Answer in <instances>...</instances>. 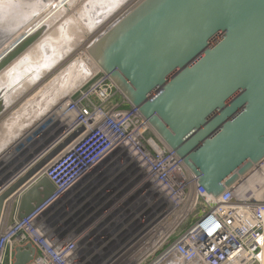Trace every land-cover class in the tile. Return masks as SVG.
Returning a JSON list of instances; mask_svg holds the SVG:
<instances>
[{
    "label": "water",
    "instance_id": "obj_1",
    "mask_svg": "<svg viewBox=\"0 0 264 264\" xmlns=\"http://www.w3.org/2000/svg\"><path fill=\"white\" fill-rule=\"evenodd\" d=\"M110 2L105 13L133 0ZM48 19L0 50V74L48 33ZM86 52L208 196L218 198L264 163V0H139ZM4 110L0 100V118ZM55 154L22 177L23 165L3 177L0 222L9 200L19 199L24 218L53 193L44 178L26 184L58 163ZM99 176L78 203L96 198ZM34 255L30 244L16 248L14 264Z\"/></svg>",
    "mask_w": 264,
    "mask_h": 264
},
{
    "label": "built area",
    "instance_id": "obj_2",
    "mask_svg": "<svg viewBox=\"0 0 264 264\" xmlns=\"http://www.w3.org/2000/svg\"><path fill=\"white\" fill-rule=\"evenodd\" d=\"M127 9L128 5L114 15L109 26ZM90 82L93 85L76 100L82 116L90 115V109L126 114L129 102L101 70L77 91ZM89 99L96 100V106L89 107ZM93 129L84 121L69 136L71 142L81 141ZM149 131L142 119L128 123L125 148L114 157L113 168L108 165L75 187L76 194L63 198L53 191L24 218H18V198L12 200L13 207L7 203L4 214L10 221L0 222V264H14L15 249L28 244L35 249L28 264L264 263V183L245 187L263 164L215 199L197 187L183 162ZM66 159H71L68 151ZM66 163L47 170L51 181L58 183L54 173ZM105 170L113 172L112 183L99 185L96 198L89 194L78 203L75 197L85 194L87 185Z\"/></svg>",
    "mask_w": 264,
    "mask_h": 264
},
{
    "label": "bare ground",
    "instance_id": "obj_3",
    "mask_svg": "<svg viewBox=\"0 0 264 264\" xmlns=\"http://www.w3.org/2000/svg\"><path fill=\"white\" fill-rule=\"evenodd\" d=\"M46 1L47 0H41V5L37 9V11L33 12L34 8L29 9V7L27 9H25V10H28L29 13H31V14L33 12L34 15L32 16L33 17L32 19L27 18L28 20L26 19L27 21H25V22H24L25 18L29 17L30 15L23 17V19H20V21H21L20 25H22L23 28L20 29L19 31L17 30V32H16L17 34H19L20 32L22 33V31H23V33L28 32L35 25H37V22H43V20H46V18H48V17H49V19L47 21H51V20L55 21L56 20V22L59 23L60 19L58 18V16L63 14V13H61V11L63 9H65L64 11H67V9H68L67 7H69V5L71 3H73V2L76 3V1H74V0H61L62 4L60 5V7L56 8V7L51 6L50 0L47 3H46ZM67 1L68 2L70 1V2L68 3ZM87 1H88V5L86 4L85 9L81 10V13H79L78 20H85V19L87 21L89 20V17H88L89 11L88 10H90V4H94L93 3L94 0H87ZM89 1H91V2L89 3ZM98 1H100V0H98ZM5 2H9V1H5ZM22 2H24V1L22 0ZM2 3H4V2H2ZM2 3L0 2L1 5H2ZM28 3H29V1H28ZM57 3H59V2H57ZM53 4H55V1L52 2V5ZM9 6H7V8ZM35 6H36V4H33V5L31 4L30 7H35ZM61 7H63V8L60 9ZM14 8H16V7H14ZM8 10L10 11V9H8ZM11 10H12L11 12L13 14L17 15V12H15L16 11L15 9H11ZM116 10H111L110 12H106L105 16L102 15L103 16L102 18L97 19V18L92 17L94 23H92V21L91 22L89 21L88 29L85 32L88 35L89 34L93 35L97 31L96 26L100 25V27H101L109 18L112 17V15L116 12ZM12 13H10V14H12ZM58 13H60V14L57 16L56 14H58ZM13 14L10 15V17H12L14 19L15 15H13ZM19 14H21L22 16L24 15L23 12H20ZM61 16H59V17L61 18ZM29 18H31V16ZM9 20L12 21V19H8V21ZM8 21H6V22H8ZM20 21H18V24ZM10 24H11V22H10ZM12 24H11V26H13ZM16 24H17V22H16ZM85 24L87 25V23H85ZM93 24H95L96 26H94ZM70 25H71V23H70ZM19 26L16 25L15 27H19ZM59 28L60 27H58L56 29H59ZM68 28L66 29V31L68 30ZM60 30L61 29H59V31ZM70 31H73V30L70 29ZM17 34H14V37L12 36L11 39L9 37L8 42L9 41L11 42L12 40H14L15 37L17 36ZM50 34L52 35L53 33L51 32ZM50 34L44 35L41 38L43 40L39 41L31 50H35V49L37 50V48L42 47L40 45H43V43H42L43 41H46V42L48 41L49 43H51L50 38H52V36ZM62 34H63V32H62ZM54 36L55 35H53V37ZM69 36H70V34H69ZM64 37H63V39H64ZM60 38H61V36H59V40H60ZM61 41L59 43H61ZM66 42H67V40H66ZM70 43L72 45V42H70ZM54 44H57V43H54ZM63 44H65V42ZM61 45H62V43H61ZM57 46H59V45H57ZM5 47H6V44L4 47L0 48V50H3ZM76 48L77 47H75V46L71 47L69 45H66V47H63V49L65 51H62V54L61 53L59 54L60 55L59 58H61V56L63 55L62 59H64L65 61L67 59H69L66 62H68L70 60L72 61V60H75L78 58L79 61L77 64L79 65V68H80V66L83 68L84 73H85L84 76H82V74L79 75V71L78 72H76V71H73V72L72 71H70V72L64 71L63 72L62 71V73L61 72L58 73L57 76L52 77L51 81L53 83L49 84V87H47L48 90L44 91V93H42V95H41L42 100H45L46 98L49 100V97L51 95H54V96L58 95V98L56 97L57 99L53 100V102H51L43 111L37 112L38 111L37 108H38L39 104L38 103H31L32 98L30 97V100H27V102H25L26 108H24V110H22L21 113H18V115H15V116H11V117L9 116L8 118H5L4 121H2L0 123V137H1V140H0V178H1V182L0 183H2V180L4 179L3 177L7 173H11V171L14 170V168L17 165H20V164H21L20 166L23 165V169L21 172V177H22L25 173H27L28 171L33 169L36 165L41 163V161H43L44 158H47L50 154H52L53 151L58 148L59 144L63 142L62 140H64V143H65V141H67L66 138L69 137L72 134V132H74L80 126H82L84 121H87V124L89 126H91L92 129L94 128L93 130H96L95 132H98V134H95V132H90L81 141H77L74 144L68 145V153H69L71 159L60 170H58L57 172L54 173L58 183H54L55 181H51V179L48 177V174H47L48 168L45 166L42 169L38 170L35 174H33L31 179L26 184V186H32L35 181H38V180L44 178L52 186V188L54 189L53 191H55L56 194H58L59 196L63 195V198H64V196L67 193L72 196L73 194H76L77 192H79V189L75 188V187H79L88 178L94 177L96 175V173L101 171L104 167L110 165L113 168L112 162L114 161L113 160L114 157L117 154H119V152L124 150L123 148H125L126 142L124 141L123 136H124V133L126 132L127 124L128 123L132 124V123H134V121H136L138 119L144 120L137 109L131 110L130 112H126V114L116 113L115 115H114L113 111H110L109 113H106L104 115L103 113L99 112L97 109L96 110L90 109V115H88V116L83 115L82 116V112H81V108H80L81 102L72 101V97L75 94V92L84 85L85 80L92 73L94 74V72H97L100 69L97 66V64L91 59V57H89L88 54H86V55L90 59H88L87 56L82 54V53L78 54ZM55 49H56V47H55ZM36 50H35V52H36ZM34 53H32V54H34ZM30 54L31 53L27 54L29 59H26V62L23 61L24 58L22 60L21 59L17 60L15 63L12 64V66H10L11 68L9 67V68H7L6 71H4L5 74H3L4 73L3 72V73H1V75L2 74L3 75H10L13 72L12 70H15V69H16L15 72H17V73H18L19 69L22 71V69L25 68L24 65L27 64V62L31 63L32 61H35V60H32V61L30 60V57H31ZM36 55H38V52ZM40 55H42V54H40ZM73 55H75V56L73 59H71V57ZM32 57H33V55H32ZM32 57H31V59H33ZM34 57H35V55H34ZM35 58H37V57H35ZM48 58H49V56L47 57V59ZM56 58H54L55 61H57ZM39 59H40V57H39ZM39 59H36V61H38ZM52 59H50L51 60L50 62H52ZM45 60H46V58H45ZM59 61H61V60H59ZM39 62H41V61L39 60L38 63L37 62L36 63L39 64ZM36 63H34V64H36ZM34 64H32V65H34ZM51 64L49 65L50 66L49 68H52ZM42 66H43V64H42ZM45 67H47V66H45ZM64 68H66L67 70L69 69L67 66H64ZM20 70H19V72H21ZM45 70L46 69H44V72H42V70H41L42 73L41 72L37 73V74L33 73L35 75H33V74L29 75L28 74L29 78H27L28 80L26 82L29 83V86L35 87V85L43 82L49 76H52L51 73L54 69L50 70V71H48V70L45 71ZM30 73H32V72H30ZM16 74H14V75H16ZM23 74H24V71H23ZM26 75L24 77H26ZM11 76H12V74H11ZM33 76L36 77V82L30 80V77H33ZM18 77L20 78L19 74H18ZM65 77L73 78V80L70 79L71 82H69V81H67L68 79L67 80L64 79ZM5 78L8 79V77H5ZM5 78L3 76L4 81L6 80ZM21 79H22V77H21ZM10 80H12V79H10ZM61 80L62 81L65 80V81L62 82ZM5 82H7V81H5ZM20 82H21V80H18V82H15V83L13 82L14 83L13 87L8 84L9 82L7 83L9 85V87H12L13 93L11 95H9V97L7 99L1 100V102L5 108L4 112L7 111L8 109L10 110L11 108H13V106H15V103L13 102L12 98H14L13 97V96H15L14 92H16L17 89L23 90V88H25V89H27L26 93L28 91H30L28 89L29 86H27V87H26V85H25V87L21 86V85H19ZM3 86H5V85H3ZM5 90H7V89H5ZM1 92H2V90H1ZM10 92H8V94ZM36 95L38 96L39 92L34 94V97ZM52 99H51V101H52ZM39 101H41V100H39ZM10 106H12V107H10ZM72 106H73V108L69 109V107H72ZM130 113H132V117H130ZM125 118H127L126 122L121 124V121ZM144 121L146 122V125L150 128L147 121L146 120H144ZM23 131H25V132L22 133ZM97 154H99L100 158L97 160H94L92 163H90L88 165L87 164L88 160H90L91 158H93ZM115 163H116V161H115ZM2 168H3V170L1 171ZM63 168H65V169H63ZM85 168H87V170L84 172L83 170ZM107 168H109V167H107ZM102 176H104V175H102ZM257 182L261 183V184L264 183V164L260 167L257 176H255V172H254L253 178L247 182L245 187L247 189L252 188V186ZM261 194L264 195V189L262 190ZM258 196H260V194ZM262 264H264V263H262Z\"/></svg>",
    "mask_w": 264,
    "mask_h": 264
},
{
    "label": "rangeland",
    "instance_id": "obj_4",
    "mask_svg": "<svg viewBox=\"0 0 264 264\" xmlns=\"http://www.w3.org/2000/svg\"><path fill=\"white\" fill-rule=\"evenodd\" d=\"M5 1H9V2H5ZM24 2H22V0H0V2L2 3V2H4V3H2V5L0 4V43H1V41H2V39L5 37V35L7 34V33H9V34H12V33H14L16 30H17V27H15L16 25H20L21 24V21H20V19H23V17H26V16H28V15H30L31 16V18H29V17H26L25 18V20H24V22L25 21H27L28 19H32L33 17V12L34 11H37V9L39 8V6L41 5V2H40V0H23ZM28 1H29V3H28ZM74 1H76V3L75 2H73V3H71L70 5H69V7H67L68 8V11H66L65 12V14H64V10L65 9H63L62 11H61V13H63V14H61V15H59L60 13H58V14H56L57 16L59 15V16H61V18L58 16V18L60 19L59 20V23H57L54 27H53V25H54V23L56 22V20L55 21H53V20H51L50 22H51V24H50V26H52V27H50V29H49V31H48V33L50 34L51 32L53 33L51 36H52V38H50L49 40L51 41V43H49L48 41L46 42H44L43 43V45H40V46H42V47H39V48H37V50H36V52H35V50H31V49H29V50H31V52H29V53H31L30 55H31V57H32V55H33V59H31V57H30V59H31V61L32 60H35V61H32L31 63L32 64H34V63H38V61L40 60L41 62H39V64H34V65H32L30 62L28 63L27 62V64H25L24 66H25V68H23L22 69V73L21 72H19V70H18V73L17 72H15V70H12L13 72L11 73L12 74V76H11V74L10 75H3V74H5V72L4 71H6V70H4L2 73V75L4 76V78L5 77H8V79L10 78V79H12V80H8V79H6L5 81H7V82H5L4 81V79H3V76L0 74V100H4V99H7L8 97H9V95H11L12 93H13V90H12V87H13V84L15 83V82H18V80H21V82L19 83V85H21V86H24L25 87V85H26V87L27 86H29V83H27L26 81L28 80L27 78H29V75L30 74H33V73H35V74H37V73H40L41 72V70H42V72H44V69H46L45 71H50V70H53L52 71V73H51V75L52 76H49L47 79H45L43 82H41V83H39V84H37V85H35V87H31V86H29L28 87V89L30 90V91H28L27 93H26V90L27 89H25V88H23V90H18L17 89V91L16 92H14V95L15 96H13L14 98H12L13 99V102L15 103V106H13V108H11L10 110L8 109L7 111H5L4 112V114L1 116V118H0V123L2 122V121H4V119L5 118H8L9 116L11 117V116H15V115H18V113H21L22 112V110H24V108H26V105H25V102H27V100H30V97L32 98L31 100H32V102L31 103H38L39 104V106H38V108H37V112H41V111H43L51 102H53V100H55V99H57L58 98V95L57 96H54V95H51L50 97H49V100L46 98L45 100H42L41 99V95H42V93H44V91H46V90H48V88L47 87H49V84H51V83H53L51 80H52V77H54V76H57V74L58 73H62V71L64 72H70V71H76V72H78L79 71V75H81L82 74V76H84V70H83V68L80 66V68H79V65L77 64L78 63V58L77 59H75V60H70V61H68V62H61V61H55V59H54V56H57V54H58V52L59 53H61L62 51H65L64 49H63V47H66V45H69V46H71V47H77L76 48V50H77V53L78 54H84V55H86L87 54V50H88V47L91 45V43L92 42H94V40L96 39V38H98L106 29H107V26H109V22H110V20L112 19V18H114L113 16L114 15H117L119 12L117 11V12H115L113 15H112V17L111 18H109L102 26L104 27V29H102L103 27L101 26L100 27V25H98V26H96L95 24H93L94 26H96V29H97V31L92 35H88L86 32H84V34H82V33H80L81 35H79V31H83L82 29H83V27L81 28L80 27V25H82V23H83V21L81 20H78V17H79V13H81V10H84L85 9V6H86V4L88 5V1L84 4V1L85 0H83V1H81V0H79V1H77V0H74ZM96 1V2H95ZM109 2H106V0H100V1H98V0H94V4H90V10H88L89 12H88V17H89V20H88V22L90 21H92V23H94L93 22V19H92V17L93 18H102L103 16H105V11H106V9H108L109 7H110V5H111V2L110 1H112V0H108ZM139 0H133V2L130 4V6H129V4H128V9L127 10H129V8H131L135 3H137ZM31 2V3H30ZM35 2H37L38 3V5L36 4V6L35 7H33L34 8V10H33V12H32V14L31 13H29V11L28 10H25V9H27L31 4L33 5V4H35ZM91 1H89V3H90ZM131 2V1H130ZM4 4V5H3ZM10 6H9V5ZM14 4V5H13ZM16 4V5H15ZM19 4V5H18ZM93 5V6H92ZM3 6V7H2ZM7 6H9L8 8H7ZM92 6V7H91ZM11 7V8H10ZM14 7H16V8H14ZM31 7H29V9H30ZM36 8V9H35ZM8 9H10V11L8 10ZM11 9H15L16 11L15 12H17V15L16 14H13L11 11ZM8 10V11H7ZM127 10H124V12L123 13H125ZM20 12H23V16L21 15V14H19ZM27 14H26V13ZM10 13H12L13 15H15L14 16V19L12 18V17H10V15H12V14H10ZM36 13V12H35ZM92 15V16H91ZM103 15V16H102ZM28 18V19H27ZM57 18V17H56ZM7 19V20H6ZM8 19H12V21L11 20H9L8 21ZM27 19V20H26ZM66 20V21H65ZM86 20V19H85ZM4 21V22H3ZM6 21H8V22H6ZM14 21V22H13ZM18 21H20L19 22V24H18ZM62 21H65V22H62ZM87 21V20H86ZM10 22H11V24L13 25V26H11V24H10ZM16 22H17V24H16ZM9 25H8V24ZM60 23H61V26H60ZM64 23V24H63ZM70 23L72 24H75V25H73V27H72V25H70ZM87 23V22H86ZM109 23V24H108ZM3 24V25H2ZM46 24V23H45ZM108 24V25H107ZM15 25V26H14ZM88 25V24H87ZM107 25V26H106ZM9 26V27H8ZM57 26V27H56ZM66 26H67V28H68V30L66 31ZM13 27H15V28H13ZM58 27H60L59 29H61L60 31H59V29H56V28H58ZM71 27V28H70ZM100 27V28H99ZM4 28V29H3ZM13 28V29H12ZM7 29V30H6ZM70 29L71 30H73V31H70ZM18 30H19V28H18ZM65 30V31H64ZM87 29H85V31H86ZM100 30V31H99ZM59 31V32H58ZM62 32H63V34H62ZM72 32V33H71ZM98 32V33H97ZM47 33V35H49ZM59 33V34H58ZM70 34V36H69V34ZM62 34V35H61ZM46 35V34H45ZM53 35H55L54 37H53ZM66 35V36H65ZM82 35H83V37H82ZM59 36H61V38H60V40H59ZM65 36V37H64ZM68 36V37H67ZM76 36H79V37H82V38H80V40H76ZM63 37H64V39H63ZM58 38V39H57ZM54 39V40H53ZM67 40V42H66V40ZM70 39V40H69ZM63 42H62V41ZM65 40V41H64ZM56 41V42H55ZM61 41V43H62V45H61V43H59ZM74 41V42H73ZM53 42V43H52ZM65 42V44H63ZM70 42H72V45H71V43L69 44ZM47 43V44H46ZM54 43H57V44H54ZM46 46H45V45ZM54 45V46H53ZM57 45H59V46H57ZM74 45V46H73ZM48 47V48H47ZM49 47H52L51 48V51L49 52V54H46L45 53V49H49ZM55 47H56V49H55ZM79 47V48H78ZM60 48V49H59ZM40 51V52H39ZM53 51H54V54H53ZM35 52V53H34ZM37 52H38V55H36L37 54ZM42 52V53H41ZM85 52V53H84ZM28 53V54H29ZM32 53H34V54H32ZM40 54H42V55H40ZM34 55H35V57H37V58H35L34 57ZM44 55V56H43ZM43 56V57H42ZM49 56V58L47 59V57ZM74 56L75 55H73L72 57H71V59H73L74 58ZM87 56V55H86ZM39 57H40V59H39ZM62 57H63V55H62ZM61 57V58H62ZM35 58V59H34ZM43 58V59H42ZM45 58H46V60H45ZM53 58V59H52ZM87 58L88 59H90L88 56H87ZM27 59H28V56H27ZM36 59H39L38 61H36ZM42 59V60H41ZM50 59H52V62H50L51 60ZM67 60H69V59H67ZM66 60V61H67ZM24 62H26V60H23ZM30 61V60H29ZM55 61V62H54ZM41 63V64H40ZM53 65H52V64ZM57 63V64H56ZM42 64H43V66H42ZM46 64V65H45ZM48 64V65H47ZM51 64V67L52 68H49L50 65ZM55 65V66H54ZM12 66V65H11ZM32 66V67H31ZM42 66V67H41ZM45 66H47V67H45ZM64 66H67L69 69L67 70L66 68H64ZM73 66V67H72ZM10 67V66H9ZM8 67V68H9ZM31 69H30V68ZM41 67V68H40ZM44 67V68H43ZM71 67V68H70ZM11 68V67H10ZM39 68V69H38ZM27 69V70H26ZM11 70V69H10ZM29 70V71H28ZM23 71H24V74H23ZM34 71V72H33ZM39 71V72H38ZM30 72H32V73H30ZM41 72V73H42ZM17 73V74H16ZM22 75H21V74ZM14 74H16V75H14ZM18 74L20 75V78L18 77ZM27 74V75H26ZM29 74V75H28ZM35 74H33V75H35ZM26 75V77H24ZM10 76V77H9ZM17 76V77H16ZM21 77H22V79H21ZM34 77V76H33ZM30 77V80H32V81H34V82H36V77ZM19 78V79H18ZM33 78V79H32ZM57 78V77H56ZM63 78V77H62ZM3 79V80H2ZM65 80H67V81H69V82H71V80H73V78H69V77H65L64 78ZM71 79V80H70ZM98 79V78H97ZM96 79V80H97ZM15 80V81H14ZM29 80V81H30ZM64 80V81H65ZM28 81V82H29ZM62 81V80H61ZM64 81H62V82H64ZM9 82V83H8ZM12 82V83H11ZM14 82V83H13ZM58 82V81H57ZM56 82V83H57ZM4 83V84H3ZM6 83V84H5ZM11 85L12 87H9V85ZM11 83V84H10ZM3 85H5V86H3ZM93 85V82H90L88 85H87V87L86 88H84V89H82L81 91H77L76 92V94H74L73 95V97H72V101H74V102H76V100H78L79 98H81V95L84 93V91H86V90H88L91 86ZM5 89H7V90H5ZM12 91H11V90ZM1 90H2V92H1ZM11 92H10V91ZM10 92L9 94H8V92ZM37 92H39V95L37 96H35L34 97V94H36ZM6 93V94H5ZM8 95V96H7ZM54 97V98H53ZM57 97V98H56ZM53 98V99H52ZM51 99H52V101H51ZM39 100H41V101H39ZM90 101H87L88 102V106L90 107V106H96L95 105V103L97 102L96 100H94L93 101V99H89ZM46 101V102H45ZM115 101L116 102H120L121 101V96L120 95H116V98H115ZM60 102V101H59ZM87 105V104H86ZM110 104L109 103H107L106 104V106L108 107ZM10 107H12V106H10ZM133 106H129V108L127 109L126 108V110H128L127 112H130L131 110H136L134 107L132 108ZM71 107H69V109H70ZM72 109V108H71ZM81 112H82V109H81ZM109 113V112H108ZM130 117H132V113H130ZM3 119V120H2ZM25 131H23L22 133H24ZM149 134H150V136H156L155 135V133L150 129V131H149ZM157 137V136H156ZM70 138V137H69ZM68 138H66V140H67ZM0 140H1V137H0ZM63 142L62 143H60L59 144V146H58V148L57 149H55L54 151H55V153L56 154H58V155H54V157H53V159H57L59 156H61L57 161L60 163L61 162V165H62V163H66V161H68V159H66V155L65 154H67V151H68V146H66L65 147V143H64V140H62ZM74 143V142H73ZM72 142H70V144H73ZM64 148H65V150H64ZM53 151V152H54ZM63 151V152H62ZM66 152V153H65ZM18 159V158H17ZM45 159V158H44ZM264 164V163H263ZM21 165V164H20ZM20 165H17L14 169H16V168H18ZM262 166V165H261ZM4 168V167H3ZM12 171H14V170H12ZM10 172V171H9ZM111 174H113L112 172H111V170H105V171H103V172H101V175H100V178H99V181L101 182V184H105V183H107V185H110L112 182H111V179H112V176L113 175H111ZM102 175H104V176H102ZM120 175V174H119ZM119 175L116 177L117 179H118V177H119ZM111 176V177H110ZM0 180H1V178H0ZM117 182H119V181H117ZM117 182H115V185L114 186H116V184H117ZM102 189V188H101ZM101 189H99V191L101 190ZM103 190V189H102ZM101 190V191H102ZM89 191H94V188H92V189H90ZM5 219V222H9L10 221V219L9 218H7V216H4L3 218H2V220H4Z\"/></svg>",
    "mask_w": 264,
    "mask_h": 264
},
{
    "label": "crops",
    "instance_id": "obj_5",
    "mask_svg": "<svg viewBox=\"0 0 264 264\" xmlns=\"http://www.w3.org/2000/svg\"><path fill=\"white\" fill-rule=\"evenodd\" d=\"M36 1H37V0H36ZM78 1H79V0H78ZM81 1H83V0H81ZM40 2H41V0H40ZM86 2H87V0L84 1V4H85ZM35 4H38V3L35 2ZM61 4H62V1H60V2L57 3V4H53V5H52V2H51V6H52V7H56V8H57V7H60ZM30 6H31V5H30ZM30 6H29V7H30ZM63 7H64V6H63ZM63 7H61L60 9H62ZM32 8H33V7H31V9H32ZM60 9H59V10H60ZM121 10H122V9H121ZM67 11H68V9H67ZM56 12H57V11H56ZM65 12H66V11H64V14H65ZM65 21H66V20H65ZM65 21H62V22H65ZM80 21H81V20H80ZM82 21H83L84 24H85L86 22H87V24H89V22L86 21V20H82ZM57 23H58V22H55L54 25H53V27H54ZM83 23H82V25H80L81 28L83 27V29H82L83 31H79V32H78L79 35H81L80 33L84 34L85 29H88V26H89V25H86V24H85V25H86V26H85ZM71 25L73 26V25H75V24L72 23ZM60 26H61V23H60ZM66 27H67V26H66ZM13 28H15V27H13ZM18 28H19V30H20V29L23 28V26L20 25L19 27H17V30H18ZM27 28H28V27H27ZM15 29H16V28H15ZM17 30H16L14 33H12V34L7 33V34L5 35V37H4V38L2 39V41H1L0 48L4 47L5 44L8 45V44L10 43V41L8 42L9 37H10V39L12 38V36L14 37V34H17V33H16ZM19 30H18V31H19ZM73 30H74V29H73ZM20 34H23V31H22V33L20 32L19 34H17V36L20 35ZM17 36H16V37H17ZM7 37H8V38H7ZM16 37H15V38H16ZM82 37H83V35H82ZM82 37L76 36V40H80V38H82ZM41 40H43V39H41ZM41 40H40V41H41ZM6 42H7V43H6ZM44 42H45V41H43L42 43H44ZM4 43H5V44H4ZM1 45H2V46H1ZM3 45H4V46H3ZM51 48H52V47H49V49H45V50H44L45 53L48 54V53L51 51ZM28 51L31 52V50H28ZM28 51L23 55V58H24V59L22 58L23 60H26V59H27ZM48 51H49V52H48ZM53 54H54V51H53ZM59 54H60V53H58V55L55 56L54 58L57 57V58H56L57 61L61 60V62H66L64 59L59 58V56H60ZM61 54H62V52H61ZM25 55H26V56H25ZM61 57H62V56H61ZM58 58H59V59H58ZM22 59H21V60H22ZM28 59H29V58H28ZM30 60H31V59H30ZM32 186H33V185H32ZM9 201H10V204H8L7 206L11 207V206H12V200H9ZM7 206H6V209H7ZM13 206H14V205H13ZM13 206H12V207H13ZM9 207H8V209L6 210V212L9 211ZM5 214H6V213H5ZM5 214H4V216H5ZM6 216L8 217V215H6Z\"/></svg>",
    "mask_w": 264,
    "mask_h": 264
}]
</instances>
